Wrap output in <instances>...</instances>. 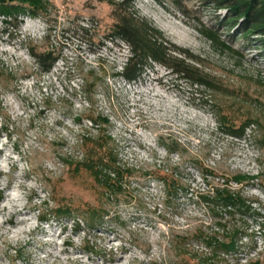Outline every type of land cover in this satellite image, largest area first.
Masks as SVG:
<instances>
[{
    "label": "rangeland",
    "instance_id": "rangeland-1",
    "mask_svg": "<svg viewBox=\"0 0 264 264\" xmlns=\"http://www.w3.org/2000/svg\"><path fill=\"white\" fill-rule=\"evenodd\" d=\"M44 1L0 11V264H264V36L210 0ZM126 15L192 54L169 51L212 87L151 59L127 80L131 49L110 40ZM49 52L45 69L34 53ZM99 157L123 171L119 188L85 167ZM223 188L250 213H227ZM220 220L244 232L239 262L203 240Z\"/></svg>",
    "mask_w": 264,
    "mask_h": 264
},
{
    "label": "trees",
    "instance_id": "trees-1",
    "mask_svg": "<svg viewBox=\"0 0 264 264\" xmlns=\"http://www.w3.org/2000/svg\"><path fill=\"white\" fill-rule=\"evenodd\" d=\"M16 1L20 3V6H18L19 8L25 12L29 11V13L32 14H38L40 11L46 9V3L44 0H0V11L5 14L11 13L13 8L11 3ZM210 2L217 8H224L226 10L225 16L235 19L231 26L237 24L242 31L264 36V0H210ZM110 40L121 44L126 43L131 49V57L123 71V75L127 80L132 81L139 78L143 66L148 59H151L154 62L171 67L172 71L179 76L212 87V83L207 75L202 73L197 67L191 66L185 60L179 58H174L170 61L171 56L169 51L174 50L180 52L189 58L194 57L192 54L173 44L167 46L168 43L159 30L153 28L145 21L134 18L132 15H126L121 18V23L117 25L115 34L110 37ZM34 55L38 58L40 65L45 69H49L56 60V57H54L51 52L47 54L34 53ZM102 120L105 122L108 121L106 118H103ZM102 144L100 145L102 146ZM111 156V164L115 166L117 158L114 155ZM85 167L92 172L98 181L100 180L103 184L111 187L113 190L114 188L120 187L118 184L114 187L115 184L111 181V174L117 177H123V171L109 164L105 165L104 157H99L97 160L86 162ZM125 171H130V168H127ZM247 178L249 177L240 175L235 179L242 182V180ZM217 194L218 198L224 203L227 213L231 216L235 215V210L250 213L253 209L251 204L248 203V200L238 191L234 192L228 188H223L221 190L219 189ZM102 210L103 212H101ZM102 210L98 211L97 209H90V217L87 218L90 225L102 222L104 209ZM54 212L55 213L53 214L55 215L53 217L58 219L61 217H75L73 210L69 208H56ZM51 216L52 215L50 214H44L41 218L46 221L50 220ZM222 221L223 220H220L218 222V225L223 229L221 238L211 236L203 240L207 245L213 246L211 256L212 258L217 259L218 262H227L229 256H236L235 259H240L238 256L241 251L240 240L242 239L244 232L233 224L228 227L229 222L226 220ZM75 223L79 225L77 220H75ZM202 234L204 233L199 231L198 234H196V237L198 238ZM90 250L99 253L97 246L91 247ZM16 253L20 255L18 251H16ZM251 264H259V262Z\"/></svg>",
    "mask_w": 264,
    "mask_h": 264
},
{
    "label": "bare ground",
    "instance_id": "bare-ground-1",
    "mask_svg": "<svg viewBox=\"0 0 264 264\" xmlns=\"http://www.w3.org/2000/svg\"><path fill=\"white\" fill-rule=\"evenodd\" d=\"M152 17H153V16H152ZM155 19H156V17H155ZM161 27H162L163 29H166V28H167V25H166V24H161ZM172 33H174V32H172ZM156 94H157V93H156ZM3 196H4V191L0 189V198H3ZM41 220H42V218H41ZM77 225H78V224H77ZM97 249H98L99 253L103 254V253L101 252V250L99 249V247H98ZM16 250L19 252L20 256H22V254H23V250L20 249V248H17ZM235 260H236L237 262H239V258H238V259H235Z\"/></svg>",
    "mask_w": 264,
    "mask_h": 264
}]
</instances>
